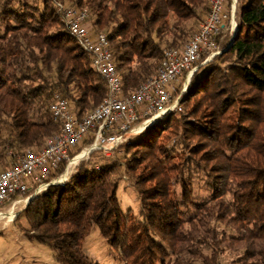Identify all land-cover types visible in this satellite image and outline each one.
<instances>
[{
	"label": "trees",
	"instance_id": "trees-1",
	"mask_svg": "<svg viewBox=\"0 0 264 264\" xmlns=\"http://www.w3.org/2000/svg\"><path fill=\"white\" fill-rule=\"evenodd\" d=\"M61 1L105 33L125 95L208 10V0ZM237 15L228 48L193 71L186 110L124 145L140 217L120 207L121 167L96 151L29 201L26 237L48 245L59 264H97L81 250L92 226L125 264H264V0H240ZM228 41L226 33L216 43L222 50ZM56 93L81 118L107 88L52 0H0V166L59 132L49 110Z\"/></svg>",
	"mask_w": 264,
	"mask_h": 264
},
{
	"label": "built area",
	"instance_id": "built-area-1",
	"mask_svg": "<svg viewBox=\"0 0 264 264\" xmlns=\"http://www.w3.org/2000/svg\"><path fill=\"white\" fill-rule=\"evenodd\" d=\"M63 22L85 52L90 55L93 69L102 77L107 93L103 100L81 118L74 116L68 102L59 94L49 105L52 116L59 121V132L48 136L37 150L14 153L8 167L0 171V207L13 196L31 189L35 193L59 179L51 177L91 151L106 156L122 145L128 136L140 133L150 124L176 109L172 102L178 86H185L188 76L211 60L221 49L217 38L232 34L237 26V0H208V10L196 29L179 48H163L156 71L129 95L123 94L105 33H93L86 24V10H78L61 2L56 3ZM186 76L184 82L182 77ZM88 141L86 151H78ZM64 173H61L60 177ZM0 209V217H4Z\"/></svg>",
	"mask_w": 264,
	"mask_h": 264
},
{
	"label": "rangeland",
	"instance_id": "rangeland-1",
	"mask_svg": "<svg viewBox=\"0 0 264 264\" xmlns=\"http://www.w3.org/2000/svg\"><path fill=\"white\" fill-rule=\"evenodd\" d=\"M52 2L55 4V6L57 2L63 3V1L61 0H52ZM63 4L67 5V3H63ZM239 4H240V0H237L236 22H238L237 14H238ZM86 22L89 24L88 21ZM226 33L230 39L233 33L232 34H230V32L229 33L226 32ZM205 63L200 65L202 66ZM200 65L197 66V68L200 67ZM192 74L193 72L191 73L190 76H188L186 80V85L184 87L181 85L178 86L173 94L172 102L175 101L177 102L176 109H172L171 111L163 115V117L156 120L149 126H153L154 124L167 118L171 114L177 116L178 114L186 110V104H182L181 100L185 98L186 95L185 92L187 91ZM185 79L186 76L184 74V76L182 77L183 80L182 82H184ZM173 121H176V119H173ZM171 130L173 131V129ZM172 134L173 133H171L170 130H167L166 133L161 134L163 138H161L160 140L161 141L167 140L166 137L169 136L168 138H170ZM139 136L140 134L138 133H134L128 136L126 141L122 145L118 146L110 156H106L103 152H101V155H98L99 157L103 158L108 162L111 161L116 162L121 167L117 196L122 211L129 212L130 214H132L134 218L140 217V213H139L140 199L132 182L129 180L127 174L125 173V169H124L125 163L123 162L122 156H123V152L125 151L123 149L126 142L128 140H135ZM88 147L89 144L87 141L82 143L79 147V150L76 151H82V150L86 151ZM129 151H131V153L133 154H141L142 149L132 148ZM93 153H99V152L93 150L88 155L86 154L82 156L80 159H77L74 163L69 164L66 170H62L59 174L54 176L55 179H59L54 184H61L63 182L68 181L70 175L78 167V164L82 160H87L89 156ZM125 153L126 152H124V155ZM74 155L75 152L72 154L71 158ZM9 160L10 159L8 158L7 160L2 162L0 166V171L6 166H8ZM61 173H64L62 177H60ZM46 189L47 187L44 189L42 188L41 191L38 193L40 194ZM38 193H35L34 190L31 189L30 191L26 192L23 195L13 196L11 199L6 201L0 207L1 211L5 214L4 217H0V264H59L55 260L54 253L48 245L41 243L35 239L28 238L20 231V229L22 228H27L25 222L26 220L23 216L24 210L29 204V201ZM81 250L92 262L97 264H125L124 260L120 256V247L118 245L116 246L109 244L102 237L96 226H92L88 234L85 236L81 244ZM228 259L230 260L229 257Z\"/></svg>",
	"mask_w": 264,
	"mask_h": 264
},
{
	"label": "water",
	"instance_id": "water-1",
	"mask_svg": "<svg viewBox=\"0 0 264 264\" xmlns=\"http://www.w3.org/2000/svg\"><path fill=\"white\" fill-rule=\"evenodd\" d=\"M236 27H237V26H236ZM236 31H237V28H235V31L233 32L232 36L230 37V39H229L227 45H226L221 51H224V50H226V49L228 48V46L231 44V42H232V40H233V38H234V35H235Z\"/></svg>",
	"mask_w": 264,
	"mask_h": 264
},
{
	"label": "bare ground",
	"instance_id": "bare-ground-1",
	"mask_svg": "<svg viewBox=\"0 0 264 264\" xmlns=\"http://www.w3.org/2000/svg\"><path fill=\"white\" fill-rule=\"evenodd\" d=\"M234 31H235V28H234L233 32H234ZM233 32H232V33H233Z\"/></svg>",
	"mask_w": 264,
	"mask_h": 264
}]
</instances>
